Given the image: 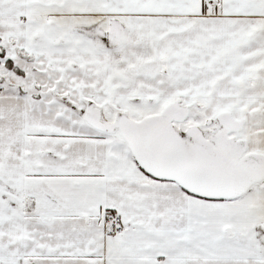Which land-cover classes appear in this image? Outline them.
<instances>
[{
  "label": "snow or ice",
  "instance_id": "6c2138e0",
  "mask_svg": "<svg viewBox=\"0 0 264 264\" xmlns=\"http://www.w3.org/2000/svg\"><path fill=\"white\" fill-rule=\"evenodd\" d=\"M0 264H264V0H0Z\"/></svg>",
  "mask_w": 264,
  "mask_h": 264
}]
</instances>
